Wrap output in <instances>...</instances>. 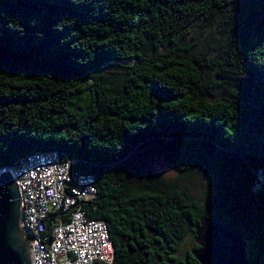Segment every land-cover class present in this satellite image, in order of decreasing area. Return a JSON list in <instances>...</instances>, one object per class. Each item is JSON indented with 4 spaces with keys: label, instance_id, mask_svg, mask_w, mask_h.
Wrapping results in <instances>:
<instances>
[{
    "label": "trees",
    "instance_id": "trees-1",
    "mask_svg": "<svg viewBox=\"0 0 264 264\" xmlns=\"http://www.w3.org/2000/svg\"><path fill=\"white\" fill-rule=\"evenodd\" d=\"M168 142L215 181L203 204L131 183ZM52 152L92 176L112 264H198L202 216L264 256V0H0V169Z\"/></svg>",
    "mask_w": 264,
    "mask_h": 264
},
{
    "label": "built area",
    "instance_id": "built-area-1",
    "mask_svg": "<svg viewBox=\"0 0 264 264\" xmlns=\"http://www.w3.org/2000/svg\"><path fill=\"white\" fill-rule=\"evenodd\" d=\"M67 155L29 158L8 171L19 197V226L29 235L30 264H112L104 224L85 217L96 197L86 170ZM1 175V174H0Z\"/></svg>",
    "mask_w": 264,
    "mask_h": 264
},
{
    "label": "water",
    "instance_id": "water-1",
    "mask_svg": "<svg viewBox=\"0 0 264 264\" xmlns=\"http://www.w3.org/2000/svg\"><path fill=\"white\" fill-rule=\"evenodd\" d=\"M19 197L8 171L0 175V264H30L29 242L19 226ZM192 256L198 264H249L241 237L225 225L207 217L193 228Z\"/></svg>",
    "mask_w": 264,
    "mask_h": 264
},
{
    "label": "rangeland",
    "instance_id": "rangeland-1",
    "mask_svg": "<svg viewBox=\"0 0 264 264\" xmlns=\"http://www.w3.org/2000/svg\"><path fill=\"white\" fill-rule=\"evenodd\" d=\"M181 154L182 151L175 149L169 142L166 144L156 143L149 148L142 147L128 160L131 183L134 186L155 185L167 188H184L191 198L197 200L200 205L203 204L206 196L211 193L215 181L211 177L199 173L195 168L187 173H182L167 163V159L175 160ZM260 184L259 179L255 180L254 187H260ZM233 230L241 237L246 257L253 261L264 262V256L247 238L245 227L237 225L233 227ZM188 241L190 239H187L180 247L179 258L182 257L183 251L189 248Z\"/></svg>",
    "mask_w": 264,
    "mask_h": 264
},
{
    "label": "bare ground",
    "instance_id": "bare-ground-1",
    "mask_svg": "<svg viewBox=\"0 0 264 264\" xmlns=\"http://www.w3.org/2000/svg\"><path fill=\"white\" fill-rule=\"evenodd\" d=\"M47 154H49V155H57L56 153H38V154H32L31 156L29 155V156H27V157H25V158H22L21 159V162L22 161H25V160H27V159H29V158H35V157H47ZM59 154V153H58ZM20 164V163H19ZM15 166H17V165H15ZM13 169H16V167H12V168H10V167H5V168H1L0 169V174H2L4 171H11V170H13Z\"/></svg>",
    "mask_w": 264,
    "mask_h": 264
}]
</instances>
